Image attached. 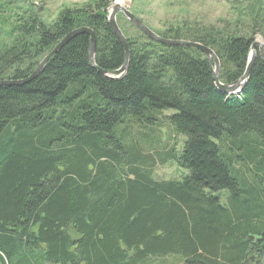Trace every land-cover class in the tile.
<instances>
[{
    "label": "trees",
    "instance_id": "obj_1",
    "mask_svg": "<svg viewBox=\"0 0 264 264\" xmlns=\"http://www.w3.org/2000/svg\"><path fill=\"white\" fill-rule=\"evenodd\" d=\"M109 1L63 7L48 23L20 16L14 43L0 50V80H21L71 31L95 36V66L89 35L79 33L29 82L0 84V264L169 255L179 259L168 264H264V170L255 167L264 156V60L257 52L241 93L225 95L200 50L153 41L125 19L127 70L108 78L98 69L125 61L103 12ZM193 24L153 31L211 48L220 82H234L255 34L264 38V0L220 27ZM165 123L185 137L181 148L150 140L157 134L147 129ZM157 162L186 173L158 179Z\"/></svg>",
    "mask_w": 264,
    "mask_h": 264
},
{
    "label": "rangeland",
    "instance_id": "obj_2",
    "mask_svg": "<svg viewBox=\"0 0 264 264\" xmlns=\"http://www.w3.org/2000/svg\"><path fill=\"white\" fill-rule=\"evenodd\" d=\"M94 1L95 0H0V50L14 43L17 37L14 33V27L18 24V18L20 16L26 17L29 14H36L40 19L48 23L57 16V13L63 7L81 5L89 2L93 3ZM115 1L119 0H110L108 5ZM248 1L249 0H122V6L133 13L146 27L152 31H159V29L167 25H180L185 21L191 25H195L193 23H199L220 27L225 21L235 20L239 14V7L246 5ZM117 16L120 28L128 32L132 31V27L125 20L126 18L121 13H118ZM255 40L264 44V38L259 33L255 34L254 41ZM163 113L165 115H170L174 113V110L166 109ZM146 132L148 134H150V132H155L157 134V136L151 135L150 140L153 144H157L160 148L162 147V149H167L172 145L175 149L181 148L185 139L182 134L175 133L172 126L166 123L155 129L150 127ZM255 162V167L263 168L264 170V156L258 155ZM241 163L239 161L236 167L242 166ZM154 173L158 179H171L172 177H179L181 174H185L186 171L179 170L175 162H168L166 164L157 162L154 166ZM229 196V190H222L220 192L221 202L227 204V198ZM36 252L40 255V250ZM178 259L179 255H169L164 258L161 257L158 260L151 259L144 264H168ZM44 264L50 263L46 262Z\"/></svg>",
    "mask_w": 264,
    "mask_h": 264
},
{
    "label": "water",
    "instance_id": "obj_3",
    "mask_svg": "<svg viewBox=\"0 0 264 264\" xmlns=\"http://www.w3.org/2000/svg\"><path fill=\"white\" fill-rule=\"evenodd\" d=\"M122 2V0H119ZM115 1L111 4H109L107 7L103 9V12L106 14L107 20L112 27V30L114 31L117 38L120 40V42L123 45L124 51H125V61L123 65L114 70V71H104L98 69L104 76L108 78H114L118 79L122 77L126 70H127V64H128V57H129V50H128V44L126 37L122 33L120 27L117 23V14L121 13L130 23H132L137 29L142 31L147 37H149L151 40L159 42L161 44L166 45H184L187 47H192L200 50L202 54L205 55L207 58L212 72V78L214 81L215 86L225 95H238L243 90V87L248 81L249 72L252 67V64L256 58V54L258 52L259 56L264 60V44L260 41H253L250 45V50L248 53V58L246 62V67L244 70V73L242 76L231 83H222L219 80L218 74H219V61L214 53V51L207 47L202 45L198 42H191L186 40H172L160 37L158 34H156L154 31L146 27L142 21H140L133 13H131L128 9H126L124 6H120ZM79 33H87L89 35V46H88V58L89 62L92 66H95L94 61V52H95V36L94 32L88 28V27H80L78 29H75L68 33L63 39H61L54 47L41 59V61L38 63L37 67L33 70L31 75L28 76L26 79H19V80H0V84H22L27 83L31 79H33L43 68V66L48 62V60L63 46L65 45L73 36Z\"/></svg>",
    "mask_w": 264,
    "mask_h": 264
},
{
    "label": "bare ground",
    "instance_id": "obj_4",
    "mask_svg": "<svg viewBox=\"0 0 264 264\" xmlns=\"http://www.w3.org/2000/svg\"><path fill=\"white\" fill-rule=\"evenodd\" d=\"M120 6H122L123 4H122V2H117Z\"/></svg>",
    "mask_w": 264,
    "mask_h": 264
}]
</instances>
